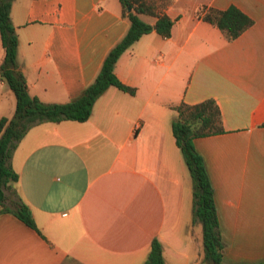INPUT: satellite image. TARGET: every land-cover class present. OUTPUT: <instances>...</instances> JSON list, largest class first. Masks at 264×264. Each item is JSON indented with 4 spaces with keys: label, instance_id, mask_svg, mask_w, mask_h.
I'll list each match as a JSON object with an SVG mask.
<instances>
[{
    "label": "crops",
    "instance_id": "obj_1",
    "mask_svg": "<svg viewBox=\"0 0 264 264\" xmlns=\"http://www.w3.org/2000/svg\"><path fill=\"white\" fill-rule=\"evenodd\" d=\"M158 3L169 36L142 34L113 66L134 93L108 86L85 121L35 124L11 151L12 187L36 229L1 212L0 264H142L153 237L164 264L204 261L171 120L173 106L207 98L222 131L192 145L212 187L221 261L264 259V0ZM228 5L252 20L232 40L197 15ZM9 18L26 91L44 103L77 96L128 27L118 0H13ZM14 102L0 80V117Z\"/></svg>",
    "mask_w": 264,
    "mask_h": 264
},
{
    "label": "trees",
    "instance_id": "obj_2",
    "mask_svg": "<svg viewBox=\"0 0 264 264\" xmlns=\"http://www.w3.org/2000/svg\"><path fill=\"white\" fill-rule=\"evenodd\" d=\"M13 0H0V46L3 55L0 61V80L14 96V108L8 117H0V213L10 212L25 225L36 229L30 211L17 196L12 183L17 174L10 166V155L24 133L41 122L73 120L82 122L89 115L94 100L108 87L114 86L130 95L134 89L122 84L113 73L118 56L142 34L154 31L161 37H168L173 20L164 13H156V5L147 0H118L121 15L127 19L128 27L122 36L107 50L93 79L79 94L66 102L44 103L26 91L24 76L16 63L17 39L9 18ZM153 1V0H152ZM163 7L168 0H158ZM154 17L152 24L143 21L139 15ZM198 17L219 29L226 40H232L249 27L252 20L234 5L225 9L200 8ZM175 115L171 120V132L188 170L191 181V223L201 226L202 259L211 264L221 261L222 242L218 230L216 211L204 162L195 151L192 140L222 131L218 106L213 99H203L194 104L179 103L173 106ZM13 198L6 203L5 191ZM142 264H164L161 244L153 237ZM264 264V259L254 263Z\"/></svg>",
    "mask_w": 264,
    "mask_h": 264
},
{
    "label": "rangeland",
    "instance_id": "obj_3",
    "mask_svg": "<svg viewBox=\"0 0 264 264\" xmlns=\"http://www.w3.org/2000/svg\"><path fill=\"white\" fill-rule=\"evenodd\" d=\"M148 2H153V4H154V2L156 1V0H147ZM200 236H201V229H200V234L198 235V243L197 244H199V249H200V251L202 252V246H201V243H200V240H199V238H200ZM207 264H211L210 262H207Z\"/></svg>",
    "mask_w": 264,
    "mask_h": 264
},
{
    "label": "water",
    "instance_id": "obj_4",
    "mask_svg": "<svg viewBox=\"0 0 264 264\" xmlns=\"http://www.w3.org/2000/svg\"><path fill=\"white\" fill-rule=\"evenodd\" d=\"M200 264H207V262L206 261H202Z\"/></svg>",
    "mask_w": 264,
    "mask_h": 264
}]
</instances>
